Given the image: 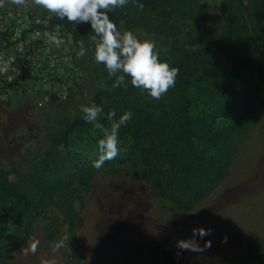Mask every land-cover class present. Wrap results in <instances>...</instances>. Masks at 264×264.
Instances as JSON below:
<instances>
[{"label": "rangeland", "instance_id": "374dc122", "mask_svg": "<svg viewBox=\"0 0 264 264\" xmlns=\"http://www.w3.org/2000/svg\"><path fill=\"white\" fill-rule=\"evenodd\" d=\"M229 1L199 0L203 8L194 19L198 21L174 17L166 28L157 27L158 31L150 28L148 18L143 19L147 26H116L122 34L132 31L141 40H153L159 59H175L187 48L188 32L208 27L221 33L234 26ZM0 11L27 16L32 30L58 29L65 39L57 58L61 67H43L44 82L0 83V182L30 191L46 179L69 178L75 164L84 169L87 180L86 186L71 182L49 198L46 211L34 223L32 237L40 241L37 253H21L26 241L8 264H233L245 240L253 239L264 248V108H260L264 105V69L253 82L259 107L247 114L231 139L223 180L191 211L180 212L135 180L127 167H93L99 158L98 141L104 138L94 124L67 130L84 115L81 106H90L98 95L109 111L121 113L127 104L114 92L116 77L109 76L106 66L95 60L100 37L94 34L88 45L75 41L61 26L50 28L56 16L33 0L23 6L8 2ZM81 48L86 50L84 57L77 55ZM213 53L220 66L230 67L228 60ZM194 86L190 94L198 96L193 109L197 113L206 107L207 98L200 96L199 82ZM142 94L140 103H154L148 92ZM98 122L102 124L101 119ZM118 141L119 145L123 139L118 137ZM13 202L0 200V227L6 234L14 229V215L4 217L3 210ZM196 228L211 229V233L193 237ZM65 233L71 235L68 246L54 252L53 244ZM189 238L202 248L210 241L211 247L194 252L176 246L177 241Z\"/></svg>", "mask_w": 264, "mask_h": 264}, {"label": "trees", "instance_id": "16d2710c", "mask_svg": "<svg viewBox=\"0 0 264 264\" xmlns=\"http://www.w3.org/2000/svg\"><path fill=\"white\" fill-rule=\"evenodd\" d=\"M244 1L228 2L229 13L236 21L230 29L218 33L205 27L188 32L187 48L182 54L175 59H159L179 69L175 86L159 100L140 103L145 96L142 93L147 91L132 86L127 75L124 84L114 89L127 101L115 119L125 111L132 112V119L119 129L118 137L123 139L118 145L119 154L104 166L127 167L135 180L148 185L156 196L180 212L191 211L221 183L232 151L231 139L247 114L259 107L253 82L264 69V0ZM136 3H143V11ZM200 7L199 0H129L126 6L107 14L116 25L123 23L126 27L147 26L143 19L148 18L150 28L158 31L169 26L174 17L198 21L194 19ZM56 26L88 45L95 34L90 23L75 24L66 17H53L49 27ZM214 51L228 60L230 67L220 66ZM196 82L200 96L207 98L206 107L197 113L193 109L198 96L190 94ZM137 90H141L138 95ZM93 103L103 108L100 119L110 129L109 109L99 95ZM84 115L72 121L67 130L90 124ZM74 168L75 172L64 181L46 179L30 191L0 182V200L14 201L3 210L4 217L14 215V229L6 234L0 227V264L10 263L13 253L32 237L34 223L46 211L51 196L71 182L87 185L84 169L76 164ZM235 257L233 264H264V248L253 239L245 240Z\"/></svg>", "mask_w": 264, "mask_h": 264}, {"label": "clouds", "instance_id": "9594fccd", "mask_svg": "<svg viewBox=\"0 0 264 264\" xmlns=\"http://www.w3.org/2000/svg\"><path fill=\"white\" fill-rule=\"evenodd\" d=\"M10 2L13 5L23 6L26 0H0V8ZM34 4L42 7L54 14L58 19L65 17L69 22L75 24L90 23L92 31L100 37L96 44L94 57L97 63L104 64L109 76H115L113 87L124 84L125 75L131 78V84L137 89L146 90L152 98L159 100L168 90L175 86L179 69L170 67L167 62L159 60V54L155 50L156 44L153 40L145 38L139 39L132 31H125L123 34L117 30V26L108 16L109 11L124 7L129 0H33ZM135 6L143 11V3H136ZM49 43L55 44L59 48L64 41L56 35L48 34ZM78 57H84L86 50L81 48L77 53ZM15 59L4 61L0 59V73L14 72L15 75L9 77L11 82L19 74L18 70L12 68ZM123 73L125 75H117ZM81 111L85 114L84 120L94 124L95 128L103 134V139L98 141L99 158L93 162V167L100 169L106 161L114 160L119 154L118 134L121 126L126 125L132 119V112L125 111L119 119H115V109L107 113L110 122V129L99 123L103 108L92 103L90 106H81ZM211 233V229H193V237H204ZM71 235L65 233L53 244V251L68 246ZM222 242H227V237L222 238ZM40 246V241L32 237L27 241V247L21 249L24 256L35 255ZM181 250L194 252L204 251L211 247L210 241H206L202 248L196 239L189 238L177 241L176 245ZM42 264H55V261H43Z\"/></svg>", "mask_w": 264, "mask_h": 264}, {"label": "built area", "instance_id": "2783aa9c", "mask_svg": "<svg viewBox=\"0 0 264 264\" xmlns=\"http://www.w3.org/2000/svg\"><path fill=\"white\" fill-rule=\"evenodd\" d=\"M30 25L27 16L0 11V59L11 61L14 58L12 68L19 72L11 82L9 77L15 75L14 72L0 73V83L26 86L31 80L44 82L43 67H61L57 58L61 56L59 53L65 39L59 34V30H32ZM48 34L58 36L64 43L57 48L55 44L49 43ZM64 59L65 57H61V62Z\"/></svg>", "mask_w": 264, "mask_h": 264}]
</instances>
